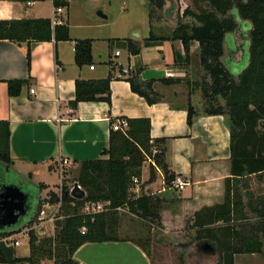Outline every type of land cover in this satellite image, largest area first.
<instances>
[{
  "label": "trees",
  "instance_id": "1",
  "mask_svg": "<svg viewBox=\"0 0 264 264\" xmlns=\"http://www.w3.org/2000/svg\"><path fill=\"white\" fill-rule=\"evenodd\" d=\"M36 2L42 0H21ZM70 1L51 0L53 8H67ZM148 4V23L160 22L165 0H145ZM179 1V0H177ZM197 12L185 9L182 17L190 18L183 22L178 17L175 28L170 35L155 36L150 31L143 40L144 47L158 45L164 41L179 42L181 51H173V66L185 68L190 62V47L198 44L199 63L209 82L199 85L205 102L206 115H226L230 127V164L231 175L236 182H241L250 175L264 178V0H194ZM235 14L249 28V51L245 65L238 77H234L221 62L223 41L229 43L230 34L237 24ZM153 27V26H152ZM0 40L17 45H26L27 62L30 61L29 46L33 42L69 41L68 24H54L51 19L0 20ZM121 42L131 56L140 54L142 46L131 38L116 40ZM92 40H76L74 59L78 66L92 63ZM231 44V43H230ZM143 68L133 72L126 81L133 93L142 97L148 105L158 103L162 98L154 91V81H141ZM112 76L101 80H76L75 96L69 102L76 109L81 102H106L110 105L109 84ZM179 78H163L164 86L178 85ZM7 94L17 97L21 93L25 80L8 81ZM222 101L223 103H220ZM216 104V105H215ZM187 124H192L196 111L187 103ZM127 130H110L108 147L102 151L106 159L77 162L76 182L85 191L86 197L78 201L69 197L67 182L64 178L61 185L62 219L56 221L55 236L38 237L31 229L34 220H26L23 226L28 230L29 255L26 258L15 257L13 247L0 244V263L5 264H41L44 259L54 264H78L73 255L86 243L116 242L120 221L118 209L129 213L144 222L161 228V209L164 200L158 195L141 192L134 196L133 180L138 182L142 166L151 160L150 181L155 177V167L163 175L164 186L170 188L175 179L165 161V139L150 137L148 119H127ZM261 122V124H259ZM12 161L9 156V129L6 122L0 121V183H14L21 178L10 170ZM47 186L44 184L29 185L24 183L22 189L35 204L40 207V194ZM47 196L52 203L59 201V195L49 191ZM234 186L230 188L226 181L224 201L221 205L205 208L194 215L186 228L194 230V241L208 242L215 246L216 264H234V256L239 254H260L264 239V197L253 198ZM106 203L104 210L87 214L81 210L86 203ZM258 219L251 222L249 215ZM33 213V214H34ZM22 227V226H20ZM18 227V228H20ZM0 230V238L10 237L16 229ZM138 245L149 255L147 241ZM192 245V244H191ZM191 245L182 246L187 250ZM182 263L184 259L182 256Z\"/></svg>",
  "mask_w": 264,
  "mask_h": 264
},
{
  "label": "crops",
  "instance_id": "2",
  "mask_svg": "<svg viewBox=\"0 0 264 264\" xmlns=\"http://www.w3.org/2000/svg\"><path fill=\"white\" fill-rule=\"evenodd\" d=\"M74 1L82 2V26L91 33H73L75 26L69 24V20H73L71 6L61 8V12L56 14L51 0H0V20L48 18L53 21L54 17H57L62 21L61 24L67 22L70 37L69 41L31 43L29 64L26 45L0 40V121L8 124L9 156L12 161L10 170L21 178L17 182L21 183L22 187L24 183L44 184L47 188L41 192V198L46 197L49 191L59 194L62 185L60 166L63 161L67 162L64 167L67 170L77 167V162L106 159L101 153L108 147L113 123L122 118L148 119L151 126L150 137L166 140L165 161L170 172L187 183L181 190L173 186L167 188L164 186L160 170L155 169V177L150 181L151 163L147 164V167L146 163L142 166L137 186L139 192L132 193L138 196L141 192H149L164 200L160 213L161 237L173 241L175 238H181L184 231L194 233V230L186 228V224L192 222L194 215L201 210L223 203L227 180L230 188L236 186L240 190L244 202L245 194L253 198L264 197V194L256 196L249 192L252 190L249 188L250 181L260 182V188L264 190V178L260 180L255 175H250L243 181L236 182L231 175L230 127L226 115H206L199 106L198 108L193 105L191 99L188 102L196 111V115L189 126L187 104H178L175 101L177 98L173 101L167 99L175 92L176 85L164 86L160 81L153 80L152 87L162 99L152 105H148L142 97L132 92L126 79L139 68H159L165 71L164 78L183 77L185 68L173 66V51H181L180 43L164 41L155 46L144 47L143 40L155 26L157 27V24H153L150 28L146 14L150 29L148 36L143 38L136 33L134 28L137 25L132 21L122 22L118 25L120 33L115 34L113 28L110 29L107 40L112 41L114 49L106 55L97 50L94 44L106 28L100 21L106 22L109 19L105 7L110 5V1ZM74 1H70L69 5ZM138 1L145 9V1ZM99 12L106 18L99 17ZM63 13L66 21L62 20ZM128 30L137 34V37L126 35ZM128 38L140 43L142 49L136 56L127 52L128 56L123 60L122 51L126 49L116 40ZM84 39L93 41L92 63L78 66L74 59V45L76 40ZM232 42V50L229 52L224 45L222 62L226 63L234 77H238L245 65V44L235 38H232ZM118 47L122 48V51ZM160 49L168 51L166 61L156 55L155 52ZM145 50L148 51L147 54H144ZM116 51L119 52L118 56L115 55ZM193 53L196 56L198 54L197 43H192L190 47V55ZM123 70H128V73L124 74ZM109 75L112 76L109 84L110 105L106 102H81L76 109L68 105L75 96L76 80H101ZM203 76H206L205 72ZM14 80H25L26 84L19 96L9 97L6 82ZM206 82H209V78ZM66 179L68 180L67 175ZM72 180L67 182L69 189L73 184ZM56 182V188H51ZM245 213L249 215L247 209ZM249 217L251 222L258 220L253 218V215ZM14 239L19 241V245L6 247L14 248L15 257L26 258L29 255V247L18 250L22 243L18 237ZM196 243L201 244L195 242L190 248ZM262 244L260 254L235 255L234 264H238L239 256H259L264 264V239ZM189 253L187 252V257ZM73 259L78 264H153L150 255L132 239L83 244L75 251Z\"/></svg>",
  "mask_w": 264,
  "mask_h": 264
},
{
  "label": "rangeland",
  "instance_id": "3",
  "mask_svg": "<svg viewBox=\"0 0 264 264\" xmlns=\"http://www.w3.org/2000/svg\"><path fill=\"white\" fill-rule=\"evenodd\" d=\"M110 5L106 6V12L109 15V19L106 22L100 21V24H104L106 28L102 32V36H100L99 40L95 41L94 47L97 50L102 51L106 55L110 52H113L114 47L111 45L112 41L107 40L110 36V29L113 28L114 33H120L118 30V25L120 23H125V21H132L137 25L136 33L140 34L141 37L148 36L150 31L147 21L146 14L148 11V5H146L145 9H143L142 5L138 0H109ZM69 6H71V13L73 14V20H69L70 25H74L73 33L76 34H86L91 33L89 29H84L82 25L84 23L81 19L82 14V2L74 1ZM173 14L174 21L176 14L183 10L184 8H188L191 11L197 12V9L194 4V0H181L179 4H174ZM170 9V8H169ZM62 20L66 21V16L62 14ZM157 24L151 31L155 36H164L167 37L170 35L174 24L167 20L166 18H161L160 22H154ZM135 36L134 32L126 31V35ZM238 37L242 40L246 41L247 35L241 29L237 32ZM192 46V44H191ZM119 48V47H118ZM122 51V48H119ZM160 51V52H159ZM148 51H144V54H147ZM152 53V52H151ZM154 53V52H153ZM152 53V54H153ZM156 55L166 61L168 57V51L165 49H160L155 52ZM151 54V55H152ZM127 55V50L122 51L121 59L125 60ZM183 77H181V83L174 86L175 92L168 96V100H175L178 104L184 105L187 104L191 99L193 100V105L199 106L202 110L205 108V102L202 97V92L200 90L199 85H201L202 81H208L207 76H203L204 70L199 63V59L194 53L192 56L190 55V62L187 67H185V72L183 71ZM199 84V85H195ZM220 103H223L220 101ZM216 105V104H215ZM198 107V108H199ZM146 167L149 164V161L145 162ZM67 171V172H66ZM64 174L62 180L68 176V181H71L76 176V167L64 169ZM249 192L255 194L256 196H261L264 194V190L260 188V182H249ZM58 182L51 185V188H56ZM134 195V194H133ZM136 196V195H135ZM41 198V197H40ZM84 209V208H83ZM83 210H81L82 212ZM120 213V221L119 227L117 231V236L120 239H132L134 241L143 243L147 241L149 243V248L147 249L150 258L153 264H216L217 256L215 254H206L202 253L198 250L197 246L199 244L196 243L193 248H190L194 243V233H189L188 231H184L183 236L181 238H175L173 241L170 238H164L159 235L160 231L157 228H153L150 224L141 221L139 218L132 216L125 211H119ZM27 218L24 219L26 222ZM34 219H31V221ZM35 223V220L33 221ZM34 225V224H33ZM20 228L28 229L25 226ZM35 232L38 235V230L35 229ZM55 225L54 224H46L45 225V234L43 236L38 237H54L55 236ZM22 246L18 250H22L28 246V240L22 235H18ZM189 244L191 245L187 250H182V246ZM189 250V251H188ZM187 252H190L189 257H187ZM182 256L184 259V263H182ZM264 258V255L263 257ZM238 264H262L259 256L257 257H246L239 256L237 258ZM41 264H54L52 260L44 259Z\"/></svg>",
  "mask_w": 264,
  "mask_h": 264
},
{
  "label": "water",
  "instance_id": "4",
  "mask_svg": "<svg viewBox=\"0 0 264 264\" xmlns=\"http://www.w3.org/2000/svg\"><path fill=\"white\" fill-rule=\"evenodd\" d=\"M98 16L104 19L106 18V16L100 12L98 13ZM242 25L243 22H240L236 31L240 30ZM134 35L135 37H137V34ZM247 39L248 37L246 38V41ZM225 40L223 41L222 57H224ZM244 44L245 42L243 43V45ZM248 51L249 48H246L247 53ZM164 75V70H160L159 68H151L142 71L140 74V78L142 81H161L164 78ZM259 124H261V122ZM261 129H264V122L261 125ZM66 194L72 199L78 201H82L86 197L85 191L76 182L72 184V188L69 189ZM145 194L149 195L150 193L146 192ZM32 207L34 208L35 205L33 204V202H30V198L28 194L22 189L21 183H0V230H12L14 228L23 226L25 218L30 220L33 218L34 214H30ZM44 234V228H40L38 230V235L43 236ZM197 248L202 253L216 255L215 247L208 242L199 244Z\"/></svg>",
  "mask_w": 264,
  "mask_h": 264
},
{
  "label": "built area",
  "instance_id": "5",
  "mask_svg": "<svg viewBox=\"0 0 264 264\" xmlns=\"http://www.w3.org/2000/svg\"><path fill=\"white\" fill-rule=\"evenodd\" d=\"M61 12V8H57L55 10L56 14H59ZM54 24H61L62 21L57 19V17H54L53 21ZM115 55L118 56L119 52L116 51ZM93 69V67H91ZM124 74L128 73V70H123L122 71ZM31 92L33 93V91L31 90ZM128 128V122L127 119H119L118 121H116L115 123L112 124L111 129L113 131H125ZM149 163H151L154 166V163L151 160H148ZM67 165L66 161H63L61 166H60V172H61V176H63L64 174V167ZM156 170H159L157 167H155ZM134 183V187L132 189V192L138 193L139 190L137 189V186L139 184V182L134 179L133 180ZM187 185V183L181 178V177H175L172 186L181 190L183 189L185 186ZM72 188V185L70 187V189ZM59 195V201L58 202H54L52 203L50 201V198L48 196L41 198V203H40V207L39 209H37L33 215V218L35 220L34 225L31 227V229L35 230H39L40 228H44L45 229V225L46 224H54L56 221L60 220L63 218V216L60 214V207H61V188H60V193ZM105 206H107L106 203H86L84 205V209L83 212L87 213V214H93V213H98L104 210ZM118 211H123L121 209H118ZM28 230L29 229H25V228H18L16 229V233L13 234L10 237H3L0 238V244H3L5 246H18L19 245V241L15 240L14 238L18 237V235H22L23 237H25L26 239H28Z\"/></svg>",
  "mask_w": 264,
  "mask_h": 264
},
{
  "label": "flooded vegetation",
  "instance_id": "6",
  "mask_svg": "<svg viewBox=\"0 0 264 264\" xmlns=\"http://www.w3.org/2000/svg\"><path fill=\"white\" fill-rule=\"evenodd\" d=\"M143 1H145V0H143ZM181 0H179V1H177V0H165V5H164V8H163V11L161 12V18H166L167 20H169V21H171L173 24H174V26H173V28H172V30L175 28V26H176V23H177V19H178V17H181L182 18V21L183 22H190V18H188V17H182V15H183V12H184V10L185 9H187V8H184L183 10H180V12L178 13V14H176V19H175V21H174V14L172 13L173 12V9H174V4H179V2H180ZM145 4L146 5H148L147 4V2L145 1ZM170 8V9H169ZM194 12V11H193ZM232 15H234V18H235V21H236V24H237V28H238V24L241 22H243V25L241 26V30L242 31H244V33L247 35V37H248V33H249V28L247 27V25L244 23V21L243 20H241V19H239L235 14H233L232 13ZM237 28H236V30H237ZM234 31L233 33H231L230 34V38H229V41H230V43H232L233 44V42H232V38H235V40L237 39L238 40V42H240V41H243V43H244V40H242L240 37H238V35H237V32L238 31ZM227 40H225V45H226V49H227V51L229 52V50L231 49L232 50V44H230ZM241 43V42H240ZM245 46H248V48H249V37H248V39H247V41H245ZM244 48V53H245V56L243 57L244 58V60H245V58H247V52H246V47H243ZM226 51V52H227ZM227 52V53H228ZM221 62H222V58H221ZM244 62V61H243ZM224 65H225V67L227 68V70L229 71V68H228V66L226 65V63H224V62H222ZM30 202H32V201H30ZM34 204V203H33ZM35 205V204H34ZM34 210H35V207L33 208H31V211H30V214H33L34 213Z\"/></svg>",
  "mask_w": 264,
  "mask_h": 264
}]
</instances>
